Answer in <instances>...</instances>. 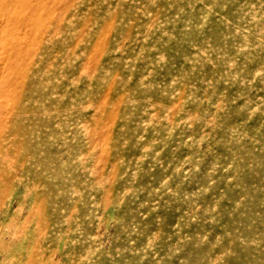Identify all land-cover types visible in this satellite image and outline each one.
I'll use <instances>...</instances> for the list:
<instances>
[{
    "label": "rangeland",
    "instance_id": "rangeland-1",
    "mask_svg": "<svg viewBox=\"0 0 264 264\" xmlns=\"http://www.w3.org/2000/svg\"><path fill=\"white\" fill-rule=\"evenodd\" d=\"M0 264H264V0H0Z\"/></svg>",
    "mask_w": 264,
    "mask_h": 264
}]
</instances>
